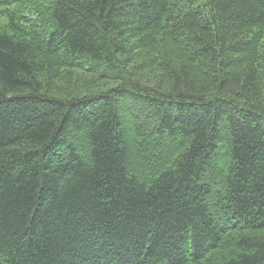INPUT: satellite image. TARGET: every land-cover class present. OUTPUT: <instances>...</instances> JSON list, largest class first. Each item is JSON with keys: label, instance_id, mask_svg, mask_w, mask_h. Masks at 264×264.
<instances>
[{"label": "trees", "instance_id": "1", "mask_svg": "<svg viewBox=\"0 0 264 264\" xmlns=\"http://www.w3.org/2000/svg\"><path fill=\"white\" fill-rule=\"evenodd\" d=\"M0 11V264H264V0Z\"/></svg>", "mask_w": 264, "mask_h": 264}, {"label": "rangeland", "instance_id": "2", "mask_svg": "<svg viewBox=\"0 0 264 264\" xmlns=\"http://www.w3.org/2000/svg\"><path fill=\"white\" fill-rule=\"evenodd\" d=\"M16 23L18 25H20V23H25V22L21 21L20 18H17ZM8 25H9V18H8V16L4 12L0 11V28H2L4 30H9ZM24 27H26V26H24Z\"/></svg>", "mask_w": 264, "mask_h": 264}]
</instances>
